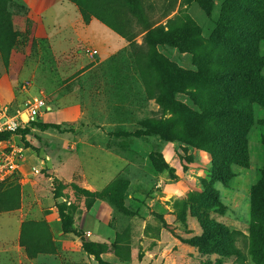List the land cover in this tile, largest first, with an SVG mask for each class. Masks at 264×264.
<instances>
[{
  "label": "rangeland",
  "instance_id": "rangeland-1",
  "mask_svg": "<svg viewBox=\"0 0 264 264\" xmlns=\"http://www.w3.org/2000/svg\"><path fill=\"white\" fill-rule=\"evenodd\" d=\"M255 2L257 0H200V3L143 0L141 18L146 20L145 25L165 29L173 25L175 18L180 19L184 29L179 41L181 51L168 45L159 50L171 55L181 67L192 69V61L199 63L207 56L212 68L233 66L236 57L219 47L216 23L223 10L239 14L242 12L239 6L249 7ZM258 7L264 12V1ZM25 17L20 14L13 17L14 28L27 34L20 37L23 48L11 52L6 73L17 63L12 54H24L30 48L26 63L36 69L38 75L32 77L27 72L10 83L3 80V73L0 108L6 107L11 112L22 110L33 96L41 95L46 102L43 114L75 102L80 106L81 117L60 124L61 132L37 129L35 124L43 123L39 118L25 126L26 132L20 130L10 136V142L33 148L31 142L38 141L51 156L74 150L72 146L76 144L72 142L61 148L60 138L56 136L60 133L76 138L79 151L83 153L104 149L123 160L121 172L101 190L92 191H103L116 181L114 186L104 190V200H97L109 208V227L116 232L121 244L119 262L125 264L134 250L139 259L147 256L148 264H264V89L257 90L259 100L246 83L237 87L238 101L251 115L245 136L247 162L243 166L223 165L222 172L229 177L222 180L213 174L219 164L212 162L211 153L194 140V137H204L194 115L174 108L175 112L166 102L159 107L154 97L147 96L136 63L141 62L142 68L148 69L145 61L148 57L158 70L149 77L152 95L162 90L163 100L180 89V83L165 75L164 66L158 63L154 51L143 43L145 33L141 27L144 24H137L135 18L125 14L124 29L127 34L132 33L133 38L126 40L120 36L126 43L122 50L97 65L84 66L82 75L55 78V72L65 68L67 57L62 55L56 59L45 41L31 42L29 34L33 22ZM257 45L262 56L264 40ZM86 49L91 48H84L87 56L96 54L90 55ZM156 75L165 82L156 84ZM205 88L207 90L203 87L195 90L198 95L194 99L176 95L173 100L178 99L201 114L199 108L194 107L195 101H202L207 108L218 102V91ZM20 89L26 91L27 100L20 98ZM52 134H55L54 143L47 146ZM65 158L56 172L42 169L27 176L18 173L5 180L3 183L13 181L18 189L13 187L3 192L6 187L0 188V208L16 202L18 206L9 212L0 211V215L15 213L22 205L28 208L42 198L53 199L54 206L61 203L75 207L72 217L86 212L84 197L76 192L83 189L80 187L81 170L75 157ZM65 161L68 163L63 165ZM164 163L173 168L172 173H168ZM3 224L0 220V226ZM217 230L221 237L214 236L220 239L221 250L203 240L207 231ZM81 232L87 240L89 232Z\"/></svg>",
  "mask_w": 264,
  "mask_h": 264
},
{
  "label": "trees",
  "instance_id": "trees-1",
  "mask_svg": "<svg viewBox=\"0 0 264 264\" xmlns=\"http://www.w3.org/2000/svg\"><path fill=\"white\" fill-rule=\"evenodd\" d=\"M73 3L79 10L83 23H88L91 18H95L103 25L108 27L123 39L130 40L133 34H127L124 29L125 14H130L135 21L144 26L141 27L145 33L143 43L151 47L154 55L165 69V75L180 85V89L173 91L168 96H163L161 90L156 96L152 95L150 86V74H157L156 65L152 63L151 58H147L148 69H143L141 62L136 63V68L139 77L145 87L147 96L155 98L159 107L164 105V102L174 110L188 111L194 115V121L200 122L201 130L204 132V137H194L195 142L199 147L209 151L212 156V162L218 163L219 166L213 169V174L218 178L225 180L229 175L222 172V166H230L236 164L243 166L247 162L246 154V133L247 126L251 122V115L243 105L238 101L237 87L241 83H246L253 89L254 95L260 100V92L258 89H264V54L259 55L258 42L264 40V12L258 7L260 2L257 0L252 6H239L242 12L237 14L232 11L230 13L222 11L220 20L216 23V39L219 42V47L230 55L236 57L235 65H220L216 68L210 66L207 57H202L199 63L192 61V69L183 68L178 65L177 61L171 56L162 53L159 49L163 45H168L172 48H177L181 51V44L184 29L180 19L175 18L173 25L166 29L162 26L152 28L145 25L146 20L141 18L143 12V0H67ZM186 3H200V0H183ZM256 1V0H255ZM237 5V3H235ZM244 13V15H241ZM17 14L26 16L28 14L24 5L17 0H0V76L6 73L9 68L10 54L13 50L22 49L23 40L20 37L26 36V32L20 33L14 28L13 17ZM26 33V34H25ZM149 72V73H147ZM149 74V75H148ZM156 84H163L161 76L156 75ZM240 84V85H239ZM239 85V86H238ZM203 87L214 88L218 91V102L216 105L205 107L202 101H195L194 107L199 108V113L192 111L190 107L180 102L178 99L173 100L176 95H180L189 100L194 99L198 95L195 90ZM191 89H194L192 92ZM165 100V101H164ZM261 102V101H259ZM176 112V111H175ZM174 113V112H173ZM175 114V113H174ZM173 114V115H174ZM34 124V123H30ZM196 124L194 125L195 128ZM37 129H55L62 131L59 125L36 123ZM27 129H19L15 133ZM138 133L140 131H137ZM137 132L134 133L137 134ZM129 134L125 133V136ZM10 133L0 134V139H8ZM213 146L211 149L210 147ZM25 148H30L26 146ZM34 150V148H33ZM164 167L168 173L173 172V168L164 163ZM112 183V182H111ZM110 183V184H111ZM116 181L111 185L112 187ZM107 186V187H108ZM6 187L3 192H8L11 188L17 185L13 181H7L0 184V188ZM106 187V188H107ZM105 188V189H106ZM104 189V190H105ZM104 190L100 192H92L84 189H77V193L84 197V209L87 211L91 208L95 200H104ZM17 203V202H16ZM9 204L0 208V211L9 212L17 208V204ZM59 220L63 233L74 234L81 240V249L94 257L98 264H108L101 258V255L107 251H112L115 258L120 260L121 244L118 241V235L115 232V239L111 245L98 244L84 239L81 231H77L72 227L73 213L75 207H66L61 203H55ZM214 234L221 237L220 230L207 231L203 236L206 244L222 249L223 245L220 239L215 238ZM19 244L22 246L29 258H34L38 254H57L59 245L52 240L51 232L48 225L42 221L26 220L22 222L20 228ZM130 254L125 260V263L130 262ZM121 261V260H120Z\"/></svg>",
  "mask_w": 264,
  "mask_h": 264
},
{
  "label": "crops",
  "instance_id": "crops-1",
  "mask_svg": "<svg viewBox=\"0 0 264 264\" xmlns=\"http://www.w3.org/2000/svg\"><path fill=\"white\" fill-rule=\"evenodd\" d=\"M17 1L22 3L28 11L25 18L33 22L29 34L30 41H45L56 59L62 55L67 57L65 68L55 72V78L82 75L85 73L82 71L84 66L97 65V62L101 63L107 60L125 47L126 43L119 35L95 18H91L88 23H83L78 8L67 0ZM24 22H27V19H24ZM85 47L95 50L96 54L93 57L87 56L84 51ZM29 54L30 48L24 54L13 53L12 57L15 56L16 66L3 75V80L13 83V80L27 72L32 77L37 76V70L26 63V56ZM20 92V98L26 99V91L20 89ZM4 94L7 95L6 91ZM80 117V106L75 102H68L60 108L56 107L51 113H42L39 118L45 124L60 125L65 122L77 121ZM52 135L47 139V146L54 143L55 134ZM63 135L56 134L60 138L61 148H66L71 145V142L76 144L75 147L72 146L74 150L69 153L65 150L61 154L55 153L51 156L46 154V151L44 152L38 141L31 142L34 150L18 146L22 155L20 174L23 176L32 175L35 171L42 169H52L56 172L61 167L62 161L66 159L65 157L71 156V158L75 157L81 170L80 187L88 191H99L111 181L114 175L121 172L123 160L118 156L104 149L85 150L83 153L79 151L76 138ZM172 162H174L173 158ZM66 163L68 162L65 161L63 165ZM36 202H33L28 208L22 205L15 213L0 215V220L4 223L0 226L2 264H98L92 255L81 249V240L77 236L63 233L54 200L42 198L37 199ZM110 215L107 205L96 200L89 210L73 217V228L89 232L87 240L109 246L115 239V233L109 227ZM26 220H42L48 225L52 240L59 245L57 254H38L34 258L28 257L25 249L19 244L21 224ZM101 258L104 261H111L112 264H124L119 262L110 250L102 254ZM148 262L147 256L139 259L133 250L130 262L125 264H148Z\"/></svg>",
  "mask_w": 264,
  "mask_h": 264
},
{
  "label": "built area",
  "instance_id": "built-area-1",
  "mask_svg": "<svg viewBox=\"0 0 264 264\" xmlns=\"http://www.w3.org/2000/svg\"><path fill=\"white\" fill-rule=\"evenodd\" d=\"M90 55L95 50L86 49ZM46 107L45 99L41 95L33 96L22 110L11 112L8 108H0V134L10 133L12 136L19 129L36 122ZM22 155L18 146L10 139H0V184L5 180L18 175L21 170ZM36 172V171H35Z\"/></svg>",
  "mask_w": 264,
  "mask_h": 264
}]
</instances>
